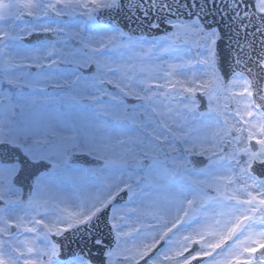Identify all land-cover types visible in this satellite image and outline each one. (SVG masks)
I'll return each mask as SVG.
<instances>
[{"label": "snow or ice", "instance_id": "6c2138e0", "mask_svg": "<svg viewBox=\"0 0 264 264\" xmlns=\"http://www.w3.org/2000/svg\"><path fill=\"white\" fill-rule=\"evenodd\" d=\"M220 4L236 35H244L228 77L217 66L219 34L203 20L210 5L218 8L217 0H0V85L44 92L40 81L15 70L71 63L74 79L60 83L44 73L41 79L72 89L67 95L77 104L92 102V119L61 134L38 132L15 119L16 109L22 116L36 97L25 104L4 96L9 102L0 115V148L20 153L22 160L0 164V264H90L82 254L64 257L54 237L86 230L105 214L116 244L107 252L108 264L117 254L121 264H192L198 258H207L202 264H264V0ZM125 7L145 19L165 11L174 17L165 20L172 31L161 39L168 43L146 47L144 38L100 22ZM181 10L183 20L176 15ZM64 17L79 19L68 26L61 23ZM20 23L25 26L17 31ZM40 33L55 34L65 46L75 41L79 54L55 43L44 54L41 48L22 53L18 45L5 51L13 41ZM181 38L206 52L167 68L149 63L154 50L173 49ZM117 49L131 55L116 62L108 53ZM93 66L90 78L79 73ZM125 123L137 129L135 135L125 132ZM75 155L98 164L74 167L69 160ZM25 163L37 169L26 199L18 183ZM130 213L137 223L125 231ZM10 228L34 236L21 240ZM133 233L132 247L121 248L122 237ZM161 241L164 247L150 256ZM193 242L199 249L190 252Z\"/></svg>", "mask_w": 264, "mask_h": 264}, {"label": "flooded vegetation", "instance_id": "af4514ba", "mask_svg": "<svg viewBox=\"0 0 264 264\" xmlns=\"http://www.w3.org/2000/svg\"><path fill=\"white\" fill-rule=\"evenodd\" d=\"M26 20L30 18H25ZM56 17H51V20H56ZM74 18L64 17L61 20V23L64 25L72 26L74 24ZM45 23L50 22L49 20L44 21ZM24 23H20L16 30L19 31L21 27H24ZM31 26V25H28ZM53 26H55L53 24ZM23 35V33H21ZM62 35V34H61ZM142 38V37H140ZM138 39V38H137ZM146 40V38H144ZM55 43L57 49H65V51H74L79 54L81 48L75 41H67V45L61 43L55 34L53 33H40L33 34L32 36L25 35L22 40L13 41L10 44L8 49L5 51H16V46H20L22 53L25 51H30L36 48H41V54H44L43 48L50 46ZM47 63V61L45 62ZM75 65L71 63H59L53 65L51 69L44 68L38 69L36 67L16 69V73L20 72L28 73L26 78L32 81H40V85L44 87V92H40L39 88L35 91L28 87L16 86L9 87L7 84L0 85V100H3V104H0V115L5 112V105L8 104V100H4V96L7 95L11 98L12 102L19 101L20 103H28L30 97H36L37 103L33 106H26L23 112V115H20V109H16L15 119L18 122L28 125L33 130L42 132L45 129H53L61 134H70L73 129H78L83 123H86L92 119V102L87 100H82L77 104L68 98L67 94L72 93V89L67 87H53L52 81H44L41 79V74H51L57 78V81L63 83V79H74L75 77L71 74V69ZM95 72V67L80 69L79 73L85 77H91ZM83 86V85H82ZM109 90L111 86H109ZM58 97H62L59 98ZM102 101L105 104L111 103L108 97H102ZM43 100H47L46 103H43ZM129 103H136L135 101H130ZM109 122H111L110 117H102ZM125 132L128 135H135L137 129L131 124L125 123L124 125ZM51 138V137H50ZM77 155L72 156L69 160V164L74 167H83L87 168V164H83L78 161L76 158ZM22 160L20 153L11 150H5L0 148V164H9L12 162H19ZM90 167L94 168L93 166ZM37 169L33 168L29 164V168L25 171L26 175L22 183H28Z\"/></svg>", "mask_w": 264, "mask_h": 264}, {"label": "water", "instance_id": "95a60500", "mask_svg": "<svg viewBox=\"0 0 264 264\" xmlns=\"http://www.w3.org/2000/svg\"><path fill=\"white\" fill-rule=\"evenodd\" d=\"M218 8H211L206 10L203 14V20L205 25L210 28L216 29L219 38L217 40L215 49L217 53V66L222 75L225 77L230 76L232 69L235 67L234 59L237 53V41L241 44L244 43V35L241 31L240 35L237 36L234 25L229 19L228 15L224 14V5L220 4V0H217ZM219 9V10H218ZM135 11V10H134ZM177 16L183 20L186 15V10H181L176 13ZM166 19H174L170 17L165 11L161 14L153 15L150 14L148 19H145L140 12L136 11L135 15L129 12L128 7L120 11L118 14L113 13L112 16L102 15L100 17V22L108 24L109 22L116 23L123 31L132 34L133 36H147L149 38H156L167 34L172 31L169 29ZM158 22L160 24L159 28H151L149 25L153 22ZM251 39V36H249ZM203 100L202 97H200ZM204 103L201 105V109L204 108ZM78 161L86 163L90 158L86 157H76ZM194 160L197 158H193ZM93 166H97L98 162L94 160L89 161ZM29 168V164H24L23 173ZM37 171V170H36ZM36 171L34 173H36ZM33 173V174H34ZM31 182V180H30ZM19 185H22L25 192V199L28 193V186L21 182V176L18 180ZM119 200V198H118ZM121 202V200H119ZM2 206V204H0ZM15 231H13L14 233ZM62 245V255L64 257H70L73 254H82L90 264H107L105 253L107 250L114 249L116 247L114 233L110 229V224L108 222L107 215H101L98 220H95L92 225L86 230L79 232H67L63 237H54ZM96 240H101L102 243L97 244ZM153 252L150 256L154 255ZM147 259V258H145ZM140 264H144L142 260Z\"/></svg>", "mask_w": 264, "mask_h": 264}, {"label": "rangeland", "instance_id": "374dc122", "mask_svg": "<svg viewBox=\"0 0 264 264\" xmlns=\"http://www.w3.org/2000/svg\"><path fill=\"white\" fill-rule=\"evenodd\" d=\"M76 19H79V18H76ZM76 19L74 20V24L76 22ZM90 34L91 33H89L86 29L85 35H90ZM155 42H158L160 44H167L168 43V41H164L161 39L154 41V42H149V41L145 40V46L150 47L152 45V43H155ZM205 52H206V49H204L203 47L197 48V47L193 46L191 44V42L188 45H185L183 38H181L180 40L176 41V44L174 45L173 49H170L166 52L154 50L153 56H152L151 60L149 61V63L151 65H159L163 68H167L169 63H180L181 60L194 58L199 54H204ZM108 55H110L112 57V59L115 60L116 62H120L122 59L126 60L128 58V56L131 55V53L127 49H117L115 51L109 52ZM202 67H203L202 65L196 66V70H197L198 75L200 74L199 69ZM124 204H122V205H124ZM138 204H139V201H136L135 204H129L128 207H136ZM129 216H130V218L128 220L127 225L125 226V231H127L129 228H131L134 224L137 223L135 213H130ZM12 229H15V228H10V232H13ZM174 231H175V229H174ZM15 235L19 236V238L21 240H23L25 238L31 239L34 236L33 233H24L22 230L18 231L17 229L15 231ZM183 235H187V232L181 233L179 236L173 237V239L174 240L175 239H182ZM169 236H172V234L169 233ZM133 237H137V234L133 233L131 237H122L121 248L132 247ZM196 239H199V237H196ZM36 242L40 243V241H36ZM136 242L139 243L138 238L136 239ZM118 257H122V256L120 254L114 255L112 257L111 264H117L115 262V260Z\"/></svg>", "mask_w": 264, "mask_h": 264}]
</instances>
